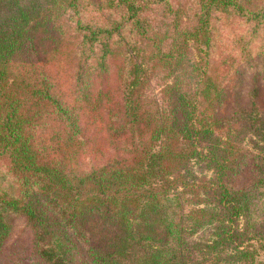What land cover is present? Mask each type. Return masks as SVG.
Listing matches in <instances>:
<instances>
[{"label":"trees","instance_id":"trees-1","mask_svg":"<svg viewBox=\"0 0 264 264\" xmlns=\"http://www.w3.org/2000/svg\"><path fill=\"white\" fill-rule=\"evenodd\" d=\"M193 4L0 0L6 264H263L264 4Z\"/></svg>","mask_w":264,"mask_h":264},{"label":"rangeland","instance_id":"rangeland-1","mask_svg":"<svg viewBox=\"0 0 264 264\" xmlns=\"http://www.w3.org/2000/svg\"><path fill=\"white\" fill-rule=\"evenodd\" d=\"M176 2V5L179 6V10L181 12L180 14V24L181 26H185L187 25H193L194 23L188 19L189 15H192L194 13V4H193V0H174ZM242 6L244 8H248V9H256L258 7H260V5L264 4V0H238ZM190 8V9H189ZM156 23L160 24L162 21H165L162 18H158V17H154ZM167 22V20L165 21ZM237 25V24H236ZM237 28V26L235 27H229V33L230 35L236 33L235 29ZM224 42L225 45H223L221 47L220 50H223L224 52L222 53L223 56H225L226 53V49L228 48L227 46L229 45V40L227 38H224ZM217 64H219L217 62ZM117 67H116V63H113L108 74L107 77L104 78V80L102 82H100L102 88L107 84L110 89L111 92L110 94H115L116 90H115V73H116ZM59 74L62 76V80H63V87L62 90L65 92L69 91V86H70V80H69V74L67 71H65V69H61V71L59 72ZM151 86H150V94H153L155 96H159V91H161L162 85H163V80L157 76L154 79L151 80ZM109 99L108 95L105 96L104 101H107ZM84 160V159H83ZM263 219V217L261 218ZM13 233L11 235L10 240L5 244L4 247V251L3 254L0 257V263H7L8 259H9V254L10 253H21V251L27 250V248H29V242L31 240V234L29 229L27 228L25 222L22 219H18L14 222L13 224ZM252 242V241H251ZM256 244V248H258L257 243ZM25 251L23 253V255H25ZM257 259L258 261L262 262L264 264V251H259V253H257Z\"/></svg>","mask_w":264,"mask_h":264}]
</instances>
